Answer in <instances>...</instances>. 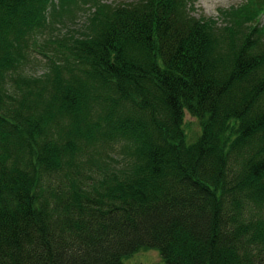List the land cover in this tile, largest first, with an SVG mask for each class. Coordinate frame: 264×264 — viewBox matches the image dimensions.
Instances as JSON below:
<instances>
[{"label": "trees", "instance_id": "16d2710c", "mask_svg": "<svg viewBox=\"0 0 264 264\" xmlns=\"http://www.w3.org/2000/svg\"><path fill=\"white\" fill-rule=\"evenodd\" d=\"M244 2L220 13L252 33L225 43L186 0H93L35 78L34 33L68 7L0 0V264H264V0Z\"/></svg>", "mask_w": 264, "mask_h": 264}, {"label": "rangeland", "instance_id": "374dc122", "mask_svg": "<svg viewBox=\"0 0 264 264\" xmlns=\"http://www.w3.org/2000/svg\"><path fill=\"white\" fill-rule=\"evenodd\" d=\"M104 4L110 6H117L120 4H128L136 2L137 0H99ZM65 7H68L69 11H64L60 7L56 11L50 13V8L46 12V27L44 31L39 33V30L34 33L38 34L37 38H32L30 42V56L28 58V63L25 66L24 74L27 77H39L43 76L48 71V64L45 62V59L39 54V52H46L45 48H48L50 45L43 46L41 41H46L49 39H54L56 36H62L66 33H74L78 30H82L84 19H88L90 15L95 11L93 7V0H62ZM56 3V2H55ZM245 2L242 0H186L188 7V15L195 20H203L204 23L211 24L213 33L217 36H221L225 43L228 42L231 33L233 32L238 38L245 37L252 33L251 29L255 25L253 22L250 24L236 26L230 25L231 23L227 22L228 18H223L220 11H226L229 9L238 10ZM57 4V3H56ZM74 16L73 21L70 22L69 18ZM212 22V23H211ZM257 22L261 25H264V15H260L257 19ZM247 27L250 29L247 30ZM229 28H231L229 30ZM232 33V34H233ZM228 37V38H227ZM256 44L258 43L260 50L264 48V39L259 37V35L252 34L250 36ZM36 40V42H35ZM223 45V43L221 42ZM52 49V46L50 47ZM47 52L50 50L47 49ZM97 112L94 111L93 114ZM64 122L67 119L63 120ZM184 130L186 132L187 140L192 142L197 134H199L200 128L196 119L189 115L184 117ZM191 140H190V139ZM105 148H103V151ZM121 146L120 144L115 145L113 149L106 150V153L109 155V158L113 160H107V163L110 165H117L114 162L116 160H121ZM124 264H165L161 259L158 251L155 249L141 250L134 253L127 259L123 260Z\"/></svg>", "mask_w": 264, "mask_h": 264}]
</instances>
